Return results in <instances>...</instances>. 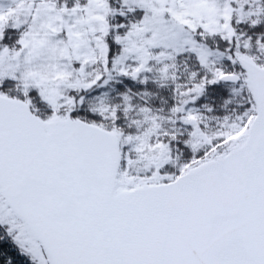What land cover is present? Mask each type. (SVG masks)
Returning a JSON list of instances; mask_svg holds the SVG:
<instances>
[{"label": "snow or ice", "instance_id": "snow-or-ice-1", "mask_svg": "<svg viewBox=\"0 0 264 264\" xmlns=\"http://www.w3.org/2000/svg\"><path fill=\"white\" fill-rule=\"evenodd\" d=\"M0 264H264V0H0Z\"/></svg>", "mask_w": 264, "mask_h": 264}]
</instances>
